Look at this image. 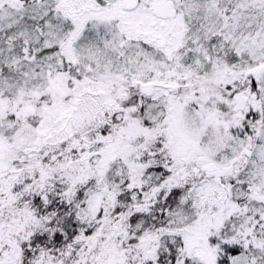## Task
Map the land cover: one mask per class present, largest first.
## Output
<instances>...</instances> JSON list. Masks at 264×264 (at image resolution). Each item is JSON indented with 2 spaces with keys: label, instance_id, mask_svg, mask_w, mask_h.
<instances>
[{
  "label": "snow or ice",
  "instance_id": "1",
  "mask_svg": "<svg viewBox=\"0 0 264 264\" xmlns=\"http://www.w3.org/2000/svg\"><path fill=\"white\" fill-rule=\"evenodd\" d=\"M0 264H264V0H0Z\"/></svg>",
  "mask_w": 264,
  "mask_h": 264
}]
</instances>
